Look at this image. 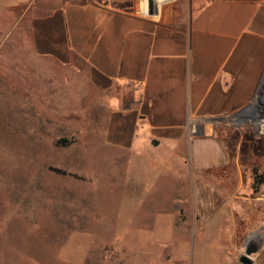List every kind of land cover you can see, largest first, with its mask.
<instances>
[{
	"label": "rangeland",
	"instance_id": "obj_1",
	"mask_svg": "<svg viewBox=\"0 0 264 264\" xmlns=\"http://www.w3.org/2000/svg\"><path fill=\"white\" fill-rule=\"evenodd\" d=\"M17 40L18 50L0 53V264H241L252 248L264 264V209L235 194L232 171L205 174L184 141L106 145L75 117L77 100L57 74L44 92L26 29ZM219 125L231 151L244 136L264 158L252 127ZM244 162L255 170L253 198L264 201L263 165ZM205 200L216 209L205 211Z\"/></svg>",
	"mask_w": 264,
	"mask_h": 264
},
{
	"label": "crops",
	"instance_id": "obj_2",
	"mask_svg": "<svg viewBox=\"0 0 264 264\" xmlns=\"http://www.w3.org/2000/svg\"><path fill=\"white\" fill-rule=\"evenodd\" d=\"M201 1L156 0L149 14L144 0L120 6L111 0H0V53L7 45L18 50L26 29L44 92L50 88L45 80L57 74L63 94L77 100L75 117L91 133L102 131L106 145L131 150L184 141L205 174L232 171L235 194L244 193V202L260 212L255 170L244 161L259 159L264 167V158L244 136L231 151L228 136L222 138L228 129L219 124L259 94L264 0ZM75 132L82 133L81 125ZM215 193L205 185V195ZM214 209L205 200V211Z\"/></svg>",
	"mask_w": 264,
	"mask_h": 264
},
{
	"label": "built area",
	"instance_id": "obj_3",
	"mask_svg": "<svg viewBox=\"0 0 264 264\" xmlns=\"http://www.w3.org/2000/svg\"><path fill=\"white\" fill-rule=\"evenodd\" d=\"M225 121L227 124L236 127L250 126L258 136L264 137V83H261L259 94L251 105L226 116L222 122ZM262 193L264 194V183Z\"/></svg>",
	"mask_w": 264,
	"mask_h": 264
},
{
	"label": "water",
	"instance_id": "obj_4",
	"mask_svg": "<svg viewBox=\"0 0 264 264\" xmlns=\"http://www.w3.org/2000/svg\"><path fill=\"white\" fill-rule=\"evenodd\" d=\"M155 2L156 0H147V10L149 14H153L154 12V6H155ZM158 144L157 141L153 142V145L156 146ZM257 249L256 248H252L247 250L246 254L242 255L239 259V262L241 264H254L253 259L251 258V255L253 253H256Z\"/></svg>",
	"mask_w": 264,
	"mask_h": 264
}]
</instances>
